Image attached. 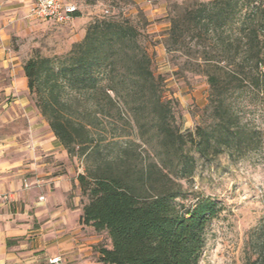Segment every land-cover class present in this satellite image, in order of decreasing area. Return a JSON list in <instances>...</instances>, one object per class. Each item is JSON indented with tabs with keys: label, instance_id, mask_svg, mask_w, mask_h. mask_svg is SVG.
<instances>
[{
	"label": "trees",
	"instance_id": "obj_1",
	"mask_svg": "<svg viewBox=\"0 0 264 264\" xmlns=\"http://www.w3.org/2000/svg\"><path fill=\"white\" fill-rule=\"evenodd\" d=\"M166 34V48L193 55L209 88L201 122L185 133L172 126L161 79L126 20L95 18L65 54L35 55L23 64L34 105L69 156H86L98 145L90 132L94 113L71 110L80 101L100 95L112 104V93L132 112L150 110L162 149L158 165L148 174L106 165L76 178L87 197L81 222L110 242L94 246L99 264H199L208 227L224 206L213 197L182 202L189 193L180 180L193 175L192 152L205 162L221 154L235 161L263 149L264 132L245 109L264 99V0L194 2L170 19ZM246 246L244 264H264V223L250 232Z\"/></svg>",
	"mask_w": 264,
	"mask_h": 264
},
{
	"label": "rangeland",
	"instance_id": "obj_2",
	"mask_svg": "<svg viewBox=\"0 0 264 264\" xmlns=\"http://www.w3.org/2000/svg\"><path fill=\"white\" fill-rule=\"evenodd\" d=\"M74 1L78 6L97 5L90 21L95 18H111L126 20L135 27L138 32L137 42L150 57L154 76L161 79V99L170 103L172 126L181 133L193 131L203 118L209 88L193 55L188 56L183 51H169L166 48V33L170 27V19L184 7L209 0ZM76 35L78 27L74 28L70 23L60 25L32 20L28 29L23 31V60L25 62L35 55H63L73 43L83 38L75 41ZM109 94L113 99L112 104L97 95L94 100L80 101L82 104L79 108L76 105L71 108L74 112L76 109L81 111L89 108L94 113L96 120L92 118L90 132L98 139V145L89 150L86 156H69L64 150V160H53L50 157L48 160L44 159L47 172L78 176L87 172L94 173L109 165L115 171L126 169L130 174H148L153 164H159L156 154L162 149L153 134L150 110L132 112L120 99ZM30 97L34 105V98L32 95ZM94 102L100 105V111L95 110ZM245 116L264 132V99L246 107ZM42 119L44 120L43 117ZM89 120L90 117L85 118L83 123L87 124ZM44 122L47 124L45 120ZM192 154L196 159L193 175L180 180L183 189L189 193L187 200L182 202L189 204L193 201V196L213 197L224 206V210L208 227L199 264H244L250 254L246 246L248 236L259 224L264 223V145L260 152L235 161L230 160L226 154H221L212 161L205 162L194 152ZM161 156L166 159L165 155ZM162 173L173 175L168 170ZM162 173L157 169L152 170V174ZM79 195L82 204L86 203L87 197L82 195L80 188ZM99 235L100 243L109 247L106 233L100 232Z\"/></svg>",
	"mask_w": 264,
	"mask_h": 264
},
{
	"label": "crops",
	"instance_id": "obj_3",
	"mask_svg": "<svg viewBox=\"0 0 264 264\" xmlns=\"http://www.w3.org/2000/svg\"><path fill=\"white\" fill-rule=\"evenodd\" d=\"M65 1L78 8L70 24L80 40L97 5ZM33 4L0 0V264H99L101 236L80 220L77 174L45 168L44 159L66 154L33 105L23 72L21 41L35 20Z\"/></svg>",
	"mask_w": 264,
	"mask_h": 264
},
{
	"label": "built area",
	"instance_id": "obj_4",
	"mask_svg": "<svg viewBox=\"0 0 264 264\" xmlns=\"http://www.w3.org/2000/svg\"><path fill=\"white\" fill-rule=\"evenodd\" d=\"M77 12V6L67 3L65 0H34V4L29 10V17L41 22L64 25L70 23L76 17ZM23 186L24 188L30 187L27 181H24ZM2 198L7 199V196H2ZM42 199L39 197V200Z\"/></svg>",
	"mask_w": 264,
	"mask_h": 264
}]
</instances>
